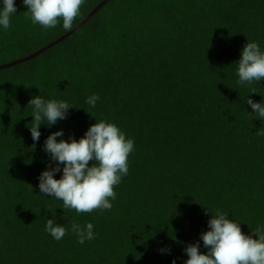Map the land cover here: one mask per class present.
Returning a JSON list of instances; mask_svg holds the SVG:
<instances>
[{
    "label": "trees",
    "instance_id": "obj_1",
    "mask_svg": "<svg viewBox=\"0 0 264 264\" xmlns=\"http://www.w3.org/2000/svg\"><path fill=\"white\" fill-rule=\"evenodd\" d=\"M103 1L85 0L73 29ZM15 3L0 66L70 32L62 21L44 30ZM247 39L264 48V0H111L59 45L0 70V264H183L188 244L207 251L205 208L229 213L245 234L264 224V120L245 102L251 89L264 96V81L240 87L235 75ZM34 85L73 106L41 126L39 141L28 128ZM95 119L115 123L135 148L111 210L78 214L39 194L43 145L60 129L78 140ZM53 216L66 228L91 222L96 238L54 240L44 231Z\"/></svg>",
    "mask_w": 264,
    "mask_h": 264
},
{
    "label": "clouds",
    "instance_id": "obj_2",
    "mask_svg": "<svg viewBox=\"0 0 264 264\" xmlns=\"http://www.w3.org/2000/svg\"><path fill=\"white\" fill-rule=\"evenodd\" d=\"M22 3L33 24L48 30L56 28L62 21L63 29L71 31L85 0H22ZM16 13L15 0H0V30L10 29ZM235 63L238 86L248 88L254 82L264 81V48L259 42L247 39L240 59ZM35 87L40 94L33 95L28 101L27 107L31 108L33 117L28 128L33 141H39L41 126L55 125L66 119L73 106L62 99L45 98L41 89ZM251 93L260 95L255 89L249 91L245 102L253 111H246L262 121L264 96L260 95L262 99L256 102L250 97ZM99 100V95L93 93L86 97L85 103L95 108ZM95 121L78 140L74 136L64 139V131L60 129L49 134L44 141L48 164L38 177L39 194L62 200L63 210H75L78 214L97 209L111 210V201L117 198L114 188L129 172L128 158L134 151L135 141L115 123L103 119ZM57 173H62L59 179L55 178ZM205 210L210 213V218L208 230L200 233V240L207 251H200L199 241L188 244L184 248L188 258L183 264H264V224H258L245 234L240 221L230 218L229 213L219 207L214 211ZM44 231L56 241L71 232L81 245L96 238L91 222L84 225L73 222L70 228H66L57 222L55 216L47 218ZM160 251L170 254V249L161 248ZM172 264H176L175 258Z\"/></svg>",
    "mask_w": 264,
    "mask_h": 264
},
{
    "label": "water",
    "instance_id": "obj_3",
    "mask_svg": "<svg viewBox=\"0 0 264 264\" xmlns=\"http://www.w3.org/2000/svg\"><path fill=\"white\" fill-rule=\"evenodd\" d=\"M110 1L111 0H104L103 2H101L93 10V12H91L88 16H86L73 30H71L70 32H68L67 34L62 36L61 38L55 40L54 42L50 43L49 45L43 47L42 49L34 52L33 54H31V55H29L27 57H24L22 59H19L17 61H14V62L6 64V65L0 66V70L7 69V68H10V67H14V66H17V65H19L21 63L31 61V60L37 58L38 56L42 55L43 53L49 51L50 49L54 48L55 46L59 45L60 43H62L63 41H65L66 39H68L72 35H74L76 32H78L80 29H82L91 20V18H93Z\"/></svg>",
    "mask_w": 264,
    "mask_h": 264
}]
</instances>
